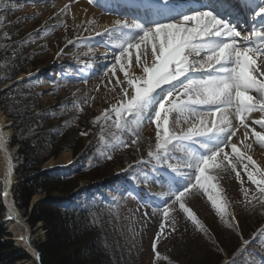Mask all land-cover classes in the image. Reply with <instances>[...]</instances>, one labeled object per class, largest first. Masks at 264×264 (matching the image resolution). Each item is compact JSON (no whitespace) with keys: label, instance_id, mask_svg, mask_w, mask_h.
<instances>
[{"label":"snow or ice","instance_id":"1","mask_svg":"<svg viewBox=\"0 0 264 264\" xmlns=\"http://www.w3.org/2000/svg\"><path fill=\"white\" fill-rule=\"evenodd\" d=\"M88 2L104 6L99 0ZM120 4L134 11L133 18L118 19L111 27L105 26L95 33L107 38L100 43L110 48L114 56L115 62L107 67L105 76L116 77L110 91L118 88L119 95L114 97L116 103L96 117L94 123L111 122L118 132L134 137L132 145L138 144L137 133L146 123L155 126V145L147 152L149 159L137 164H152L153 172L159 176L141 170L132 177L133 189L113 190L139 199L134 191L139 183L155 182L167 188L159 197L162 204L150 205L161 210L159 227L151 241L155 264L161 255L158 244L167 230L178 231L171 215L176 205L196 230L207 234L205 226L187 206L186 198L193 189L202 190L220 221L233 228L235 217L228 211L224 189L219 186L220 173L235 174L246 208L255 207L253 201L264 206V167L248 154L253 143L247 142L251 136L264 150V132L250 129L247 122L251 113L259 112L261 118L252 124L264 130V0H120ZM69 7L66 4L61 13ZM245 12L249 15V25L243 23ZM4 38L11 39L7 33ZM92 39L69 40L68 44L90 45ZM103 58L107 60L108 55ZM92 67L85 65L81 72L87 69L91 75ZM119 73L123 74L122 79ZM81 78L86 81L88 76ZM241 129L243 140L238 146L233 138L238 137ZM103 131L102 126L101 134ZM7 143L0 131V148H5ZM107 147L115 151L129 144L116 135L114 143ZM177 152L181 155H176ZM102 158L110 160L112 156L102 154ZM173 160L175 164L171 163ZM181 168L185 171L181 172ZM242 173L255 185L256 192L250 197L249 190L243 187ZM115 199L113 196L112 201ZM256 239L254 234L252 240ZM251 242L245 240L237 254L243 255ZM25 243L30 246V237ZM228 264H236V254ZM259 264H264V258Z\"/></svg>","mask_w":264,"mask_h":264},{"label":"rangeland","instance_id":"2","mask_svg":"<svg viewBox=\"0 0 264 264\" xmlns=\"http://www.w3.org/2000/svg\"><path fill=\"white\" fill-rule=\"evenodd\" d=\"M2 1L5 0H0V4ZM7 1L9 2L6 7H12V13L9 16L8 23H6L9 25L12 24L11 29H14L18 33L19 38L22 39V46L26 49V53L31 59V65L23 76L29 78V74H31L30 78H32L37 74L48 72V76L37 79L38 85L36 90L39 91V95L33 97L31 102L27 104L26 110L34 112L43 111V116H55L53 119L49 118L51 126L56 125V127H62L60 124V122H62L63 125L65 124V126H67L65 128H70L72 130L74 128L78 135H81V132H87L88 135H82V139L85 147L88 146L93 136L97 135L96 130L100 128L102 124H105L103 120L94 123V119L100 116L105 109H109L115 104L110 101L115 91H110V89L115 83L116 77H112L110 74L107 77L105 76L107 67L115 61L113 58V60L108 61V64L106 63L103 71L101 69L98 70L95 67L98 66L97 62L102 60V57L99 58L98 55H100L104 49L100 47V44L94 43L93 40L95 39L91 40L90 45L84 43L72 45L68 44V41L75 39V41H77L93 37L96 31H100L101 27L107 26L108 22H93L95 25L92 23H83L79 27L78 25L75 26L76 24H74L73 21L69 22L65 19L68 12H70V7L68 12L65 13H61L60 11L63 7H49L55 4L57 0ZM58 1L60 2L61 0ZM67 21L68 24L66 23ZM38 29L40 30L39 33L36 31ZM85 29H87V31ZM90 48H92L90 50L92 54L87 52ZM62 49L64 50L63 54L57 56V53L61 52ZM93 55V58H89ZM134 56L133 54V59ZM88 64L93 65L90 70L91 73L92 70H96L98 73L89 75V70L87 69L81 72V69ZM136 74H140L139 70L136 71ZM83 76H88V79L85 81L81 78ZM119 78H123L122 73H119ZM109 80L112 81V84L108 83ZM77 111H80L78 115H81L78 119H76L74 115ZM0 114L5 118L7 124V127H4L3 130H11L10 135L4 137L8 141L7 147L10 151V163L12 170H14V167L20 162V156L17 153V146L10 145L13 135V125L1 110ZM182 127L186 126L182 125ZM115 134L121 135L128 142L129 147L119 148L116 154H114L115 158L111 160L114 162L110 164H112L111 167L114 166V174H117L121 178L120 182H115L113 184L114 186H111L109 190L105 189L104 194L108 195L109 192L111 197H108L112 199V197L115 196V202L119 204L123 195L113 190L117 187L124 188V186L132 181V176L135 175V172H133L131 170L132 167L130 168L129 166H138L139 164H137V162L142 159L146 161L149 159L147 152L150 148H154L155 145V127L149 122L143 128H140L137 133L139 137L137 145L131 144V139L134 137H131L128 133H120L116 130ZM114 140V138L110 139L108 144L114 143ZM41 146L42 149L39 150L38 155L46 156L50 148L46 143ZM252 150L250 152H252ZM83 151L85 152V149ZM261 151L264 157V150ZM67 153L69 155L67 157L68 161H62V156L66 154L62 152L58 157H50L44 163L43 168L65 165L71 162V153L70 151H67ZM100 153V157L102 158V154L105 155V152L103 150ZM144 165L151 166L152 164L149 163ZM121 172H125L126 176H122ZM220 176L219 186L224 189V195L229 204L228 211L235 217V220L232 221L234 225L233 228L226 227L220 221L202 190L193 189L192 194L188 195L186 198L187 206L195 212L197 218L205 226L207 234L196 230L195 226L191 221L187 220L185 215L179 210L178 205H176V210L173 211L171 215L175 217V226L178 231L172 233L171 229L167 230L165 236L158 244V251L161 255L156 264H165L167 261L169 263L175 262L177 264H182L184 256H190L192 254L191 252L208 250L214 246V239H216L219 244L223 241L227 246L237 243V248L234 253L236 254V264H259L260 260L264 258V233L256 232L259 224L261 225L262 223L261 220L258 223L259 218H264V206L253 201L255 207L249 206L246 208L244 205L245 197L241 191V185L235 179V174L220 173ZM242 177L245 181L243 187L249 190L250 197L256 192L255 185H252L243 173ZM4 180L5 177L0 178L2 184ZM142 184L147 186V183H139V185ZM150 187L152 186L150 185ZM85 195L89 196V194ZM40 198V195L32 196L29 209H31V206ZM191 198H195L196 203H191ZM11 199H13L12 196ZM138 202L132 200L130 197L122 200L119 208L120 216L117 222V235L123 240V246L126 251L133 252L131 255L128 253L132 258V262H136L137 259H139V264H151V257L153 256L151 241L159 227L161 219L160 210L154 209L150 211L148 209L152 208L146 204H141V201ZM168 203H171V200ZM1 207L0 226L5 236L1 237L0 241L9 242L13 247L11 250L12 253L15 252L18 254V258L13 264H25V262L29 260V257L24 252H21V250H16L14 243L10 239L11 235L7 232L9 222L2 221L3 218L7 217L5 216L7 213L6 208L2 206V204ZM16 210L18 211V208H16ZM145 213L148 214L147 217ZM18 215L23 224L28 227L31 246L35 252L38 253L33 243L43 241L45 238V230L41 222H38L35 227H30L25 217L19 212ZM254 234L257 235L256 240H252ZM259 239L261 241H259ZM245 240H251L253 246H250V248L247 245L243 255L237 254V250L242 247ZM3 253H5V251L0 254L3 255ZM134 253L138 256L135 257ZM249 254H252L251 258ZM223 257V260L220 262L221 264L228 263L231 260L229 257L226 258V255H223ZM38 263L41 264L40 259Z\"/></svg>","mask_w":264,"mask_h":264},{"label":"trees","instance_id":"3","mask_svg":"<svg viewBox=\"0 0 264 264\" xmlns=\"http://www.w3.org/2000/svg\"><path fill=\"white\" fill-rule=\"evenodd\" d=\"M0 17H3L0 22V109L12 122L11 144L17 146L22 158V163L16 168L17 182L12 187V197L30 227L41 222L45 230L44 240L33 243L40 263L139 264V259L132 262L128 256L123 242L116 235L113 219L105 215L103 209L84 211L79 207L67 208L81 181L105 178L112 171V164L79 175L64 174L58 169H42L49 156L57 157L66 150L77 156L83 139L76 134L77 131H60L55 125L51 126L46 115H42L43 111L35 113L25 109L34 95L33 86L26 79L12 81L31 65V59L22 46V39L19 40L18 33L11 29L12 24H7L9 14L5 9L0 10ZM5 33L11 37L10 40L4 38ZM42 143L50 148L45 157L38 155ZM34 195L41 198L29 209ZM92 220L95 223L90 222ZM3 234L0 227V239ZM214 243L208 250L184 256L182 264H220L223 252L230 256L237 247V243L227 246L223 241L219 244L216 239ZM12 248L9 242L0 241V253L5 251L0 254V264H13L17 260L18 254L12 253ZM165 264L177 263L167 261Z\"/></svg>","mask_w":264,"mask_h":264},{"label":"bare ground","instance_id":"4","mask_svg":"<svg viewBox=\"0 0 264 264\" xmlns=\"http://www.w3.org/2000/svg\"><path fill=\"white\" fill-rule=\"evenodd\" d=\"M48 1V0H44ZM70 5V12H68L67 17L65 18L66 20L73 21L75 26H80L81 24H86L88 21H93L95 23H107V26H112L113 22L116 20H113L112 18H109L108 16H104L100 14L99 9L95 8L90 4L87 0H61L60 2L57 0L55 4L49 7H64L65 5ZM68 21L66 22L68 24ZM95 23H92L95 25ZM104 27H101L100 30L102 31ZM92 48L88 49V53L92 54L90 51ZM110 52L105 53V55L109 56ZM135 55V53H133ZM104 63H106L108 60L103 59ZM111 96V95H110ZM110 99V97H109ZM254 114V113H253ZM261 113L258 112L257 119L261 118ZM254 118H249V126L251 128H255L251 124V120ZM6 120L5 118L0 114V131H2L4 136H9L11 130L6 129L3 130L4 127L6 126ZM256 130V129H255ZM260 131V130H256ZM261 132H264V130H261ZM251 138V136H250ZM234 140L237 141L238 146H241L240 141L243 140V129L238 133V137H235ZM247 142L252 143L251 140L249 139ZM9 149L6 146L5 148H0V178L5 177L4 183L2 184V181H0V208L1 204L6 208L7 213L5 214V218H3V222L8 221V227H7V232L11 235L10 239L14 243L16 249H20L23 251L27 256L29 257V260L25 262V264H38L37 263V257H36V252L34 251L33 247L29 246V244L25 243V240L29 238V229L26 227L25 224L21 221L18 212L17 211L12 199H11V189L12 186L15 182L14 177H13V170L11 167L10 163V153ZM253 152V153H252ZM252 152H249L250 155L253 156V159L257 161V163L261 166L264 167V157H263V152L261 149L256 145L253 144V150ZM64 156H62V161L66 162L68 161V153L67 151L65 152ZM59 162V163H63ZM51 164V163H50ZM16 174V170H15ZM17 177V174H16ZM17 182V181H16ZM16 184V183H15ZM14 184V185H15ZM191 203H196L195 198L190 199ZM202 208V207H201ZM204 209V208H202ZM11 213V218L9 219V214ZM20 213V212H19ZM21 214V213H20ZM23 237L24 239H21Z\"/></svg>","mask_w":264,"mask_h":264},{"label":"water","instance_id":"5","mask_svg":"<svg viewBox=\"0 0 264 264\" xmlns=\"http://www.w3.org/2000/svg\"><path fill=\"white\" fill-rule=\"evenodd\" d=\"M38 262H39V259L37 258Z\"/></svg>","mask_w":264,"mask_h":264}]
</instances>
